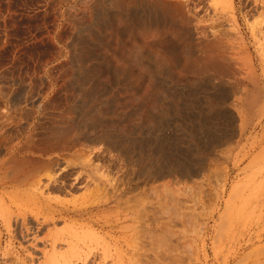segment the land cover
<instances>
[{"label": "rangeland", "instance_id": "1", "mask_svg": "<svg viewBox=\"0 0 264 264\" xmlns=\"http://www.w3.org/2000/svg\"><path fill=\"white\" fill-rule=\"evenodd\" d=\"M0 264H264V0H0Z\"/></svg>", "mask_w": 264, "mask_h": 264}, {"label": "bare ground", "instance_id": "2", "mask_svg": "<svg viewBox=\"0 0 264 264\" xmlns=\"http://www.w3.org/2000/svg\"><path fill=\"white\" fill-rule=\"evenodd\" d=\"M236 107H237V105H236ZM226 157H227V156H226ZM163 164H164V163H163ZM166 165H168V164L166 163ZM173 166L175 167V165H173ZM162 167H163V166H162ZM164 167H165V166H164ZM168 167H169V166H168ZM174 167H173V168H174ZM178 167H179V166H178ZM183 167H184V166H183ZM175 168H176V167H175ZM180 168H181V167H180ZM169 169H170V168H169ZM167 170H168V169H167ZM179 170H180V169H179ZM183 170H184V169H183ZM180 171H181V170H180ZM180 171H179V172H180ZM185 171H186V170H185ZM165 172H167V171H165ZM171 172H172V171H171ZM187 173H188V172H187ZM164 174H165V173H164ZM161 175H163V174H161ZM157 177H158V176H157ZM242 187H243V186H242ZM242 187H241V190H242ZM237 190H238V189H236L235 192H238V193H235V192H234V194L232 195V199H235V198L237 199V198H238L237 195L240 194V192H239L240 189H239L238 191H237ZM234 196H236V197H234ZM232 199H231V200H232ZM183 213H184V212H183ZM179 215H180V214L178 213V215H176V216H179ZM185 215H186V217H187L186 212L184 213V216H183V214L181 215V220H180L179 218H177V220L179 219L180 221H182V219L185 218ZM175 218H176V217H175ZM186 219H187V218H186ZM186 221H187V220H186ZM186 221L183 220V222H181V224H182L184 227L187 226ZM177 223H178V221H177ZM181 224H180V222L178 223V225L182 226ZM183 226H182V227H183ZM185 231H186V230H185ZM186 232H187V231H186ZM182 235H183L184 238L186 237V235H184V234H182ZM178 239H179V238H178Z\"/></svg>", "mask_w": 264, "mask_h": 264}, {"label": "crops", "instance_id": "3", "mask_svg": "<svg viewBox=\"0 0 264 264\" xmlns=\"http://www.w3.org/2000/svg\"><path fill=\"white\" fill-rule=\"evenodd\" d=\"M42 79L43 81L48 83V82H51L52 77H50L49 72L47 71V73H45V77H43Z\"/></svg>", "mask_w": 264, "mask_h": 264}]
</instances>
